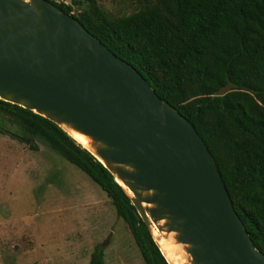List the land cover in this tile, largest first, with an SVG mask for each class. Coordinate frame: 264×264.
<instances>
[{
	"label": "water",
	"instance_id": "95a60500",
	"mask_svg": "<svg viewBox=\"0 0 264 264\" xmlns=\"http://www.w3.org/2000/svg\"><path fill=\"white\" fill-rule=\"evenodd\" d=\"M0 98L88 136L158 245L166 220L192 264H264L195 126L49 0H0Z\"/></svg>",
	"mask_w": 264,
	"mask_h": 264
},
{
	"label": "trees",
	"instance_id": "16d2710c",
	"mask_svg": "<svg viewBox=\"0 0 264 264\" xmlns=\"http://www.w3.org/2000/svg\"><path fill=\"white\" fill-rule=\"evenodd\" d=\"M132 64L164 100L195 126L222 174L234 208L264 253V0H132L116 16L97 0L75 15ZM231 81L232 90H218ZM0 133L39 149L41 142L85 172L112 199L146 264H169L111 172L52 120L0 98ZM89 264H107L97 247Z\"/></svg>",
	"mask_w": 264,
	"mask_h": 264
},
{
	"label": "rangeland",
	"instance_id": "374dc122",
	"mask_svg": "<svg viewBox=\"0 0 264 264\" xmlns=\"http://www.w3.org/2000/svg\"><path fill=\"white\" fill-rule=\"evenodd\" d=\"M97 2L116 16L140 7L132 0ZM88 6V0H81L73 13ZM36 143L39 149H31L0 133V264H89L100 246L107 264H146L101 186L47 145ZM153 228L154 234L161 232L157 223Z\"/></svg>",
	"mask_w": 264,
	"mask_h": 264
},
{
	"label": "bare ground",
	"instance_id": "6f19581e",
	"mask_svg": "<svg viewBox=\"0 0 264 264\" xmlns=\"http://www.w3.org/2000/svg\"><path fill=\"white\" fill-rule=\"evenodd\" d=\"M64 127L82 145L90 148L92 151L95 150V148L92 147V140L88 136H85L68 126H64ZM124 186L132 195V192L127 188V186L126 185ZM143 205L145 207L150 206L147 203H144ZM165 223L166 220L160 221L157 223V226L163 225ZM157 232H155L154 235L159 238L158 241L159 245L161 246L167 259L169 258V260H171L173 264H192L190 254L188 253L187 250L189 245L182 244L177 241V236H178L177 232H167L166 230L161 231L159 234Z\"/></svg>",
	"mask_w": 264,
	"mask_h": 264
}]
</instances>
